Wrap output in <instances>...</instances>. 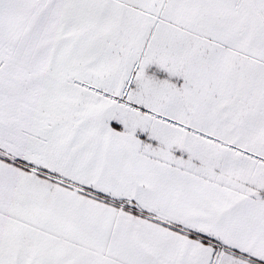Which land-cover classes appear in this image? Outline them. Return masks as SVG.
<instances>
[{"label":"snow or ice","instance_id":"6c2138e0","mask_svg":"<svg viewBox=\"0 0 264 264\" xmlns=\"http://www.w3.org/2000/svg\"><path fill=\"white\" fill-rule=\"evenodd\" d=\"M0 264H264V0H0Z\"/></svg>","mask_w":264,"mask_h":264}]
</instances>
